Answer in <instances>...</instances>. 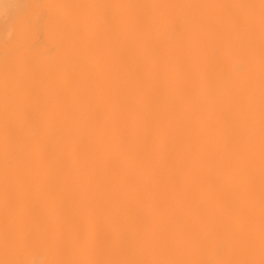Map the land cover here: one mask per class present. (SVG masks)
I'll return each mask as SVG.
<instances>
[{"label": "bare ground", "instance_id": "obj_1", "mask_svg": "<svg viewBox=\"0 0 264 264\" xmlns=\"http://www.w3.org/2000/svg\"><path fill=\"white\" fill-rule=\"evenodd\" d=\"M0 264H264V0H0Z\"/></svg>", "mask_w": 264, "mask_h": 264}]
</instances>
